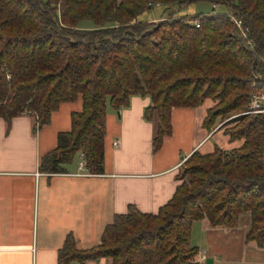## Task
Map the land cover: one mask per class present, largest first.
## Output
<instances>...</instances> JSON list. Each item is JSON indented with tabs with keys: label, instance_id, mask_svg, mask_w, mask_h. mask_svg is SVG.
I'll use <instances>...</instances> for the list:
<instances>
[{
	"label": "trees",
	"instance_id": "obj_1",
	"mask_svg": "<svg viewBox=\"0 0 264 264\" xmlns=\"http://www.w3.org/2000/svg\"><path fill=\"white\" fill-rule=\"evenodd\" d=\"M198 1L226 10L176 15ZM156 3L160 17L140 20ZM134 95L150 98L143 117L154 126L153 151L172 132L173 108L208 98L202 126L232 117L224 135L241 143L193 151L156 213L130 204L88 249L67 236L58 264H200L192 223L235 228L243 215L245 239L264 250V112H250L264 96V0H0V117L31 115L41 128L61 103L81 102L40 158L42 171L65 172L80 154L89 173L102 174L106 107L119 111Z\"/></svg>",
	"mask_w": 264,
	"mask_h": 264
},
{
	"label": "crops",
	"instance_id": "obj_2",
	"mask_svg": "<svg viewBox=\"0 0 264 264\" xmlns=\"http://www.w3.org/2000/svg\"><path fill=\"white\" fill-rule=\"evenodd\" d=\"M208 100L193 108H173L172 132L156 151L151 143L153 123L143 117L148 96H131L128 106L119 111L107 105L102 174L81 173L80 154L77 163L64 165L65 172L40 169V158L56 147L57 134L70 129V114L80 110V100L61 103L41 128L31 115L15 116L10 122L0 117V264H58L67 236L77 248L88 249L99 244L105 226L130 204L141 212L156 213L172 197L183 159L195 150L208 153L219 147L216 141L209 144L218 133L228 141V147L221 149L240 145L229 141L217 126L211 131L202 126L212 105ZM197 221L206 235L201 243L192 242ZM229 234L210 227L205 219L192 223L190 241L199 250L200 264L224 257L219 238ZM244 243V251L254 258L233 259L230 264H264V250L253 241L244 239ZM109 263L101 258L84 264Z\"/></svg>",
	"mask_w": 264,
	"mask_h": 264
},
{
	"label": "rangeland",
	"instance_id": "obj_3",
	"mask_svg": "<svg viewBox=\"0 0 264 264\" xmlns=\"http://www.w3.org/2000/svg\"><path fill=\"white\" fill-rule=\"evenodd\" d=\"M162 7L159 6H154L151 10H148L146 12H144L139 19L140 20H147V19H151V18H158L160 17V15L162 14ZM226 9L224 6L222 5H218V6H213L211 5L209 2L207 1H198V2H194L191 4H188L186 6H184L181 9H178L176 11V15H195L198 13H222L224 12ZM89 22H85L84 24H88ZM209 99V98H208ZM206 100V99H205ZM253 100H256L259 102V104L261 105V108L264 109V96L260 95V96H255L252 100H251V104H250V109H251V105L253 104ZM212 101V105L214 104L213 100L209 99L207 102L208 104ZM252 111V113H257V112H253V109L250 110V112ZM264 112V111H261ZM234 117V116H233ZM232 117H227V118H223V119H218L216 126L220 129V131L224 134V127L222 126L225 122H227L228 120H230ZM214 126V127H216ZM232 125H229V127H231ZM222 136L221 133H218L216 135V137H213L209 142V144H212L213 142H218L219 147L221 148H226L228 147V141L225 140H221L220 137ZM241 143V141H239ZM235 143V142H234ZM82 158V157H81ZM73 161L77 163L78 159H77V154L74 156ZM201 221H197L194 223L193 228H192V242L194 243V241L201 243L203 240H205L206 235L202 234L201 232ZM248 217L247 215H243L240 217L238 225L235 228H224V227H217V228H223L226 229V231H229L230 234L225 236L224 238L220 237L219 238V245L221 246V250H223L224 252H222V255L224 256L223 258L214 260L212 263H209V261H205L203 264H230V260L233 259H248L251 260L250 257L254 256L250 253H248V251H244V239H245V235L246 232L248 230ZM225 242V243H224ZM226 242H228L226 244ZM254 244V243H251ZM256 244V243H255ZM198 258V257H197Z\"/></svg>",
	"mask_w": 264,
	"mask_h": 264
},
{
	"label": "built area",
	"instance_id": "obj_4",
	"mask_svg": "<svg viewBox=\"0 0 264 264\" xmlns=\"http://www.w3.org/2000/svg\"><path fill=\"white\" fill-rule=\"evenodd\" d=\"M155 6H159L158 3L155 4ZM235 23L239 26V22L238 21H235ZM251 109H253V112H261V111H264L263 108H261V105L259 104L258 101L256 100H253V104L251 105ZM252 112V111H251ZM78 170L85 174V173H88L86 167H85V164H84V160L83 158H80V161H79V164H78ZM198 262L201 263V260H199L198 258Z\"/></svg>",
	"mask_w": 264,
	"mask_h": 264
},
{
	"label": "water",
	"instance_id": "obj_5",
	"mask_svg": "<svg viewBox=\"0 0 264 264\" xmlns=\"http://www.w3.org/2000/svg\"><path fill=\"white\" fill-rule=\"evenodd\" d=\"M119 114V113H118Z\"/></svg>",
	"mask_w": 264,
	"mask_h": 264
}]
</instances>
